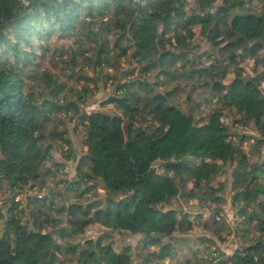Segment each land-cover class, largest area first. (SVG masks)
<instances>
[{
    "label": "trees",
    "instance_id": "obj_1",
    "mask_svg": "<svg viewBox=\"0 0 264 264\" xmlns=\"http://www.w3.org/2000/svg\"><path fill=\"white\" fill-rule=\"evenodd\" d=\"M253 3L198 0L187 11L185 0H0V191L7 186L15 199L27 188L32 192L23 201L7 198L0 207V264H135L132 249L116 254L108 234L76 243L92 224L143 237V248L160 247L164 261L171 244L163 240L194 229L181 200L215 206L204 228L221 238L227 225L218 221L227 192L239 221L240 248L233 257L207 249L202 264H264V161L253 163L244 149L253 137L230 133L222 120L231 109L236 114L231 128L253 125L261 138L251 151L261 152L264 94L242 78L224 83L244 53L264 84V12L252 11ZM194 27L211 45L214 61L192 59L187 42L195 38ZM56 32L73 37L79 50L71 60L80 56L94 72L114 67L131 51L140 74L133 69L131 80L119 83L106 102L119 115L84 111L89 83L99 78L79 74L86 83L74 91L75 101L65 95L67 85L43 69L48 55L62 52L56 45L51 50L49 39ZM83 39L94 45L93 52L79 45ZM155 72L173 91L156 92L157 85L146 79ZM35 82L45 86V95L33 88ZM182 82L193 90L202 87L204 103L211 99L215 107L201 111L196 103L187 112L180 109L175 99L184 92ZM192 95L187 101L194 102ZM61 115H70L86 136L74 181L60 180L67 176L64 163L46 166L57 147L65 162L75 160ZM219 176L228 180L218 182ZM48 180L56 188L64 184L66 192L51 189L41 197ZM98 190L105 192L106 207H99L101 201L84 205ZM145 263H151L150 254Z\"/></svg>",
    "mask_w": 264,
    "mask_h": 264
},
{
    "label": "rangeland",
    "instance_id": "obj_2",
    "mask_svg": "<svg viewBox=\"0 0 264 264\" xmlns=\"http://www.w3.org/2000/svg\"><path fill=\"white\" fill-rule=\"evenodd\" d=\"M198 0H185V9L187 11H191L192 7H196ZM220 5V3H219ZM252 11L261 14L264 12V4L262 2H258V0H254V3L250 5ZM82 32H78V35ZM195 38L191 41V43L187 42L188 50L191 52L192 59L198 60L201 62L209 63L210 61H214V59H209V51L211 49V45L207 43V39L204 37L202 30L199 27H194ZM77 35V36H78ZM65 37H60V33L56 32L49 39V43L51 44V50L55 48L54 46H58L61 53H56L55 50L53 53L47 56L46 61L43 64V69H46L53 75V77L58 80L59 83H65L67 85L66 96L70 99H74L77 101V97L74 91H81L82 86L86 83L84 80H79L80 75H86L90 78H99V81L96 84L89 83L91 87V95H89L88 99H86L87 104L83 105V109L87 114H92L95 111L103 110L110 115H119L120 113L115 110L112 103H106L110 101L114 94L116 93V88L119 83H124V81L131 80V71L135 70V74H140V69H137V63L131 61L130 53L128 56L121 57L119 61L115 64L114 67L104 66L101 69L95 68L94 70L90 66H85L83 59L80 56H77L75 60H71L72 54L79 50L78 45L73 41V37L68 34L64 35ZM110 41H112V36H108ZM79 45H83L84 49L91 50L93 52L94 45L89 43L88 40H80ZM113 45V42H111ZM96 45V44H95ZM176 46H170L169 49L173 50ZM92 56V54H90ZM241 63L237 67H230L227 70V78L224 79V83L228 84L233 81L235 78H242L244 80L252 81L254 84L260 88L262 93L264 94V84H260L256 80L257 75V66L255 65L253 59L245 57L244 53H240ZM37 63H42L41 59H36ZM244 71L239 74V70ZM261 71V68L259 69ZM108 75L110 77L109 80L105 78ZM148 82L157 85L156 92L159 93H167L168 91H173V86H167L164 84V80L162 78L158 79V72L150 73L146 76ZM159 82L160 84H156ZM36 86L33 88L37 91V93H42L45 95L47 93L45 86H39L38 82L34 83ZM33 84V85H34ZM163 84V85H162ZM159 85V86H158ZM192 84H184L181 83L180 87L184 91L182 93H178L175 99L177 105L183 111H188L189 107H192L196 103H200L203 107L201 111L211 110L212 107H215V101L209 100V105L204 103V89L191 87ZM73 91V92H72ZM192 92V96L194 98V102L187 101V97L189 93ZM94 94V96H92ZM105 107H103V104ZM230 110V111H229ZM224 110V116L222 118L223 123L229 126L230 133H237L238 135H244L246 137H253L251 139L246 140L244 143V149L249 154V157L253 163L264 161V146L261 147V152L257 154H261L262 157L257 154H253L251 150H253L250 145H256V140L261 138L259 131L255 130L253 125H249L244 129L234 130L231 128V124L236 118V114L231 109ZM226 111V112H225ZM70 115L65 117L61 115V119L66 123V127L69 130V138L72 141V153L74 154L75 160H69L65 162V154L62 153L60 148H56L53 151V161H50L46 164L47 167L52 166L54 163H60L66 165L64 173L67 176H60V180L66 181H74L77 176V168L80 162L81 157L84 155L87 150L83 143L86 140L85 131L82 126L76 124L75 120L70 119ZM2 156L0 155V160ZM158 171L161 172V167H158ZM228 180L225 176H219L217 178L218 182ZM231 180V179H230ZM54 189V192H66L65 185L56 186L52 183L51 180H48L46 186L43 190L42 194H47ZM8 187L5 186L3 190L0 191V207L5 205L6 199H15L14 195H11V192H7ZM36 193V192H34ZM32 195V192L29 191V188L24 191V194L19 196V200H26V197ZM231 195L226 193L227 202L223 208V213L220 216V220L218 221L223 225L222 221L226 223L227 228L221 232V238L219 236H215L213 232H210L204 228L205 223H209V218L213 214V209L207 205V203H199L194 200H185L182 199L181 203L184 207V212L191 217L190 219L194 223V229L188 233H176L174 238L164 239L163 242L167 245L171 244V256L166 258V260H162L160 258V247H149L143 248V237L139 235H132L127 232H107L103 229L99 224H92L86 228V231L83 235H80L75 242L78 244H83L87 240H98L103 235H109V242L115 248L116 254H122L126 248L132 249L130 252V257L134 260L135 264H146L145 257L146 255L151 256L150 264H202L203 261L206 260L207 249L217 250L221 254H224L226 257H233L236 251L240 248L241 238L237 236V224L239 221L237 220V214L233 210L231 206ZM43 197V195L41 196ZM89 202L84 203L87 205L89 203H96L97 201H101L99 207H106V195L102 190H98L95 194H89L88 196ZM66 198L71 201L74 200L72 198V194H67ZM67 202V201H66ZM70 202H67V204ZM3 205V206H2ZM8 207V205H7ZM170 207H166L163 210L167 211ZM7 209V208H6ZM198 215L200 219L198 218ZM66 221L68 219V214H64L62 216ZM33 223V222H32ZM31 223V224H32ZM1 227V225H0ZM205 240H210L207 245H203Z\"/></svg>",
    "mask_w": 264,
    "mask_h": 264
},
{
    "label": "built area",
    "instance_id": "obj_3",
    "mask_svg": "<svg viewBox=\"0 0 264 264\" xmlns=\"http://www.w3.org/2000/svg\"><path fill=\"white\" fill-rule=\"evenodd\" d=\"M15 201L18 202V201H19V197H17V198L15 199Z\"/></svg>",
    "mask_w": 264,
    "mask_h": 264
}]
</instances>
